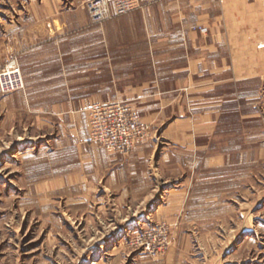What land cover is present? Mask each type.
I'll list each match as a JSON object with an SVG mask.
<instances>
[{
	"label": "rangeland",
	"instance_id": "1",
	"mask_svg": "<svg viewBox=\"0 0 264 264\" xmlns=\"http://www.w3.org/2000/svg\"><path fill=\"white\" fill-rule=\"evenodd\" d=\"M44 5L40 0L34 6L30 0H0V37L4 43L0 69L15 56L19 62L14 41L23 33L20 18L45 15L48 7ZM70 12L71 25L60 23L54 28L47 23V30L82 34L80 38L71 35L63 49L68 53L61 71L63 86L39 88L45 101L31 104L32 112L15 110L19 100L12 95L19 91L3 93L0 264H264V167L263 177L256 182L227 183L221 182V174L214 175L213 184H196L197 198L186 199L181 206L180 199L166 196L155 200L144 215L140 214L142 208L129 206V199L122 205L99 178L91 148L90 106L120 100L139 110L144 104L130 96L157 88L121 84L125 78L139 84L157 72L109 70L108 64L95 60L94 32L105 31L106 24L116 17L94 24L86 8L74 6ZM128 26L125 30L142 29L141 22ZM29 41L28 34L25 43ZM105 45L103 39L102 52ZM57 67L54 63L55 73ZM47 68L50 74L49 64ZM67 97L68 104L54 100ZM67 105L70 133L65 136L52 113ZM77 112L84 117L78 132L73 120ZM139 115L150 129L147 141L157 139L152 123Z\"/></svg>",
	"mask_w": 264,
	"mask_h": 264
},
{
	"label": "crops",
	"instance_id": "2",
	"mask_svg": "<svg viewBox=\"0 0 264 264\" xmlns=\"http://www.w3.org/2000/svg\"><path fill=\"white\" fill-rule=\"evenodd\" d=\"M38 1L30 0V5ZM85 1L40 0L48 7L45 15L20 18L24 34L17 36L14 47L26 88L12 95L19 100L16 111L32 112L31 104L45 101L39 88L63 86L64 55L68 61L63 49L71 35L82 34L48 31V24L71 25L70 9L85 8ZM136 22L142 23L141 31L125 30ZM200 26L208 32L201 33ZM106 28L94 32L95 60L108 64L109 70L157 72L139 84L126 78L121 84L157 88L130 96L144 104L137 110L152 123L157 139L129 154H111L91 145L96 174L119 202L129 199V206L142 208L144 215L155 200L166 196L180 199L181 206L186 199L197 198L196 184H213L214 175L221 174V182L227 183L263 177L264 0H133L132 11ZM28 34L30 41L25 43ZM3 44L0 37V50ZM5 110L6 96L0 92V112ZM52 115L60 133L68 136V105ZM83 119L79 112L73 115L77 132Z\"/></svg>",
	"mask_w": 264,
	"mask_h": 264
},
{
	"label": "built area",
	"instance_id": "3",
	"mask_svg": "<svg viewBox=\"0 0 264 264\" xmlns=\"http://www.w3.org/2000/svg\"><path fill=\"white\" fill-rule=\"evenodd\" d=\"M94 24L128 14L133 0H86L84 3ZM200 32L208 28L201 26ZM25 89V79L15 56L0 69V91L17 92ZM90 136L94 143L116 154H129L150 138L149 126L140 112L127 101L97 102L89 108Z\"/></svg>",
	"mask_w": 264,
	"mask_h": 264
}]
</instances>
